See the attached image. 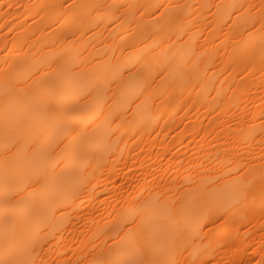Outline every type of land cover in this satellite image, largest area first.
Listing matches in <instances>:
<instances>
[{"label": "bare ground", "instance_id": "6f19581e", "mask_svg": "<svg viewBox=\"0 0 264 264\" xmlns=\"http://www.w3.org/2000/svg\"><path fill=\"white\" fill-rule=\"evenodd\" d=\"M9 2L21 6L8 9L13 16L22 21L23 12L29 18L23 27L0 28V236L13 227L25 234L38 229L45 259L87 264L109 252L113 237H125L127 228L119 231L125 221L121 213L135 206L141 210L140 230L149 228L163 241L183 227L192 247L206 250L202 258L208 264H260L264 54L260 24L253 28L251 20L264 15V0ZM73 3L100 7L66 10ZM24 5L33 7L26 11ZM156 5L166 6L159 9L162 19ZM5 19L0 10V25ZM154 60L168 71L157 75ZM72 63L78 65L72 72L84 76L119 66L133 88L137 76L129 79L126 69L135 64L132 72L140 69L147 84L131 108L119 93L113 96L116 84L111 85L108 95L120 107L109 119L119 115L111 125L119 131L106 140L107 150L99 145L101 166L89 169L88 195L73 202L70 193L79 177L69 171L63 185L49 187L21 228L18 217L31 207L32 197L21 190L20 178L32 166L33 148L41 145L44 151L49 109L64 120L91 110L69 99ZM41 65L42 72H35ZM237 168L243 183L251 184L249 199L216 219L222 213L212 206L219 196L215 190L238 176ZM6 176L8 189L19 193L7 204ZM249 205L257 209L255 216L244 215ZM201 216L206 217L203 232L191 231ZM179 259L189 264L192 257L186 252Z\"/></svg>", "mask_w": 264, "mask_h": 264}, {"label": "snow or ice", "instance_id": "6c2138e0", "mask_svg": "<svg viewBox=\"0 0 264 264\" xmlns=\"http://www.w3.org/2000/svg\"><path fill=\"white\" fill-rule=\"evenodd\" d=\"M20 7V5L13 4L9 0H0V10L4 11L6 18L5 23L0 25V28L7 27L9 23L13 27H23L27 23L29 17L25 13H20V16H23L21 21L8 11V9L18 10ZM23 7L26 11H30L33 6L24 5ZM65 7L66 10L76 8L95 10L100 6H78L73 3ZM154 7L162 19L165 13L159 12V9L166 6L156 5ZM240 7H243V5ZM261 8H264V3L261 4ZM60 23L64 24L65 21L61 19ZM257 23L260 24V46L262 54H264V15L258 20L252 19L251 27L254 28ZM33 24H35V21H33ZM8 30L12 31V28L9 27ZM79 30L77 28V31ZM85 30L90 31V29ZM71 34L75 35L74 32ZM154 63L160 69L156 73L157 75L168 71V67L166 65L161 66L158 60H154ZM43 67V65L37 67L35 72H42ZM9 68H11V65ZM72 68H78V65L72 63L67 69L74 80L73 92L69 99L79 103L82 108L91 106V110L82 113L74 119L64 120L61 119L62 114L57 113L55 108L49 109L50 127L42 131V135L46 137L43 146L44 151L42 152L41 145L33 148L32 166L23 172L20 178V183L23 185L21 190H29V195L32 197L31 207L23 209L18 217L21 228L25 216L39 207L44 201L49 187L53 184L63 185L66 174L69 171H73L79 177L77 187L70 193L73 202L82 195H88L87 185L91 183L89 169L94 172L101 166V159L98 156L99 145L104 143L107 150L109 146L106 145V140L115 136L119 131V127L115 129L111 127L113 120L120 119L119 115L111 120L109 119V116L113 112L118 111L120 107L117 101L108 95L109 91H111V85L116 84V92L113 93V96L119 93L122 103L128 104L129 108H131V105L139 99L137 92L139 91L140 95H142V89L147 84L146 80L139 78L140 69H136L135 73L132 72V69L136 68L135 64L126 69L129 72V79L133 75L137 76L134 88L129 87L128 83L123 79V72L119 66L107 70L101 69L99 72L87 76H84L79 71L72 72ZM245 70L247 71L248 69L246 68ZM261 70L264 71V62L261 64ZM35 72H32L31 75H35ZM110 99H113L111 104L108 102ZM132 111H135V109H132ZM52 128H55L54 134L51 131ZM57 147L60 148L59 152L55 151ZM261 159L264 160V156ZM235 171L239 174L238 176L233 177L231 182L223 181L222 185L215 190L219 196L217 200L213 201L212 206L222 213V216L217 215L216 219L226 217L232 206L244 203L249 199L251 184L250 182L243 183L244 173L240 168L235 169ZM135 179L138 180L139 177ZM160 179H163V176ZM217 179L222 180L221 177ZM238 180L241 182L237 183L236 181ZM261 180L264 182V175H262ZM13 195L18 196L19 193H13L8 189L6 176L4 191L6 204L12 200ZM20 199L23 200V197ZM56 211H59V209L57 208ZM256 211L257 209L254 206L249 205L246 206L244 215L255 216ZM259 213L264 217V188H262L261 192ZM121 214L124 216L125 221L120 226L119 231L127 228L125 237H121L119 241H116L115 237H113L114 244L109 246V252L87 261V264H181L179 258L186 252L192 257L189 264H208L202 258L207 254L206 250L192 247L189 242L191 233L185 228L177 227L173 233L161 241L151 229L140 230L138 225V222L142 221L140 209L133 206L123 209ZM205 219V216L197 219L191 225V231L203 232L206 226L204 223ZM211 222L215 223L214 220ZM119 231L116 233L117 236ZM22 237L26 242H22ZM44 247L43 238L39 235L38 229L33 230L29 234L23 233L16 227L5 229L2 236H0V264H71L70 260L45 259L43 255ZM260 264H264V260H261Z\"/></svg>", "mask_w": 264, "mask_h": 264}]
</instances>
